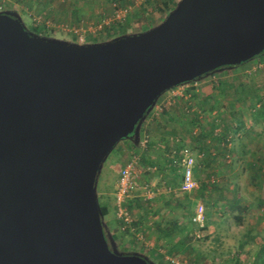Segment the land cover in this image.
<instances>
[{
  "label": "water",
  "instance_id": "obj_1",
  "mask_svg": "<svg viewBox=\"0 0 264 264\" xmlns=\"http://www.w3.org/2000/svg\"><path fill=\"white\" fill-rule=\"evenodd\" d=\"M264 52V0H180L159 25L49 41L0 14V264H151L110 248L96 183L166 91Z\"/></svg>",
  "mask_w": 264,
  "mask_h": 264
},
{
  "label": "rangeland",
  "instance_id": "obj_2",
  "mask_svg": "<svg viewBox=\"0 0 264 264\" xmlns=\"http://www.w3.org/2000/svg\"><path fill=\"white\" fill-rule=\"evenodd\" d=\"M32 1L0 0V14L16 15L22 7L31 18L35 17L36 24L31 25L28 17L18 16L32 35L61 44L93 45L138 34L159 25L180 0H171L167 6L164 0H42L51 6L53 4L61 13L56 18L47 16L42 23L39 13L36 14L35 9L38 8H34ZM75 30L83 32V43H79ZM261 57L263 60L251 59L238 67H231V72L235 70L230 79L232 87L225 91L232 95L230 97H223V92L215 90L219 86V75L210 76L204 83L189 82L174 88L169 91L173 96L169 101L167 96L159 97L156 107L146 114L145 123L140 125L138 140L134 144L127 141L133 147L119 142L107 155L98 175L96 196L100 203L114 208L115 238L106 236L113 252L124 255L152 252L150 255L153 257H148L152 264H258V261L264 264V125L260 123L264 119V55ZM207 96H214L213 103L205 101ZM252 118L255 123L248 121ZM192 119L201 121L205 130L213 120H218L219 126L214 133L217 137L223 134L220 137L222 146L229 150L224 158L216 150L211 151L216 159L210 170L198 165L202 155L195 153V137L200 132V125L192 124ZM142 133H145L143 137ZM179 147H188L195 160L193 175L196 169L194 178L198 188L190 199L195 194L203 196L201 202L209 218L207 229L196 235L198 228L190 222L191 212L187 209L186 199L164 190L166 184L173 185L179 176L177 162L169 165L171 152ZM132 159L136 162V178L126 206L133 224L139 215L147 216L148 209L151 213L156 210L157 218L161 216L162 220L172 215L180 217L181 229L191 234L171 238L174 233L169 232L170 240L180 238L184 243L179 254L171 256L164 252L167 247L162 248L160 239H165L157 236L164 233L160 231L161 227L158 226L157 234L146 235L142 240V235L140 239L136 231L126 230L125 224L117 217L114 199L117 180L124 164ZM258 159L262 161L261 165L259 160L255 167H251V160ZM205 173L211 176L207 178ZM205 180L208 185L203 183ZM201 182L207 185L203 187L205 189ZM145 184H153L155 191L158 190L151 205H138L145 193ZM212 185H217V190ZM234 202L242 210L232 208ZM166 227L164 225L162 229ZM173 258L176 261L171 260Z\"/></svg>",
  "mask_w": 264,
  "mask_h": 264
},
{
  "label": "crops",
  "instance_id": "obj_3",
  "mask_svg": "<svg viewBox=\"0 0 264 264\" xmlns=\"http://www.w3.org/2000/svg\"><path fill=\"white\" fill-rule=\"evenodd\" d=\"M3 1H8V0H3ZM31 3L33 4L34 8H38V10L37 9H35V10H36V14L39 13L38 16H39V18H41L40 23L44 22V20L47 19V16H51V17L56 18V17H59L61 15L60 11H57V9L54 8L53 4L51 6L50 4H48V2L46 3V2H44L42 0H33ZM35 3H36V5H35ZM16 4L19 5L20 2H17ZM19 9L21 10V12L16 13V16H20V18H21V16H26V17L29 18V20L31 22V25L32 24H36L35 17L31 18L30 15H29V13H28V11H26V9H23L22 10V7L19 8ZM46 22H45V24H46ZM104 24H107V23H104ZM42 25L43 24H41L40 26H42ZM262 55H264V52L262 53ZM261 56H256V58H253V59L263 60V58ZM250 61H252V60H250ZM230 69L231 68L219 70L217 72H214L213 74H208V75H205V76L201 77L198 80H194L193 82H203L204 83V81H206V79H209L210 76H213L214 77V76L219 75L217 77L219 79L218 84L220 86H221V84H227V83H229L230 85H232V83L230 82V79H232V75L235 72V70H233V72H231ZM228 85H227V87H228ZM169 91H171V90H168L165 93H163L160 96V98H162L163 96H167L166 99H167V101H169L170 98L173 97L171 94H169L170 93ZM153 107H156V106L154 105ZM145 120H146V118H144V120L141 122V124H144L145 123ZM248 121L249 122L252 121L253 123L256 122V120L254 118L249 119ZM260 123H264V119H261L260 120ZM141 135L143 137L145 135V133H142ZM127 141H129V143L135 142V140L124 139V140L120 141V143H122V145L127 146V147H133L132 145L129 146L130 144H127ZM151 141H153V138H152ZM124 143H126V144H124ZM175 151L176 150H173L171 152V160L169 161V165H171V164L172 165H175L176 162H177V165L179 164V160L177 159V153H175ZM175 156H176V158H175ZM259 160L260 159L254 160V161L251 160V164H250L251 167H255V165L259 162ZM261 162L262 161L260 160V165H261ZM179 167L180 166L178 165V168ZM179 170H180V172L178 174H180L182 176L183 168L180 167ZM262 170L264 171L263 168H262ZM174 185L175 184H173L171 186H168V184H166V186L164 187V190L167 193H169L168 188L169 187H174ZM169 194H176V193L170 192ZM176 195H181V194L178 193ZM199 201H201V200H199ZM151 202L152 203L154 202L153 199L148 198L147 195L144 193V194L141 195V199L138 201V205H142L143 203H145V205H151L152 204ZM186 204L188 205L187 201H186ZM126 205H127V202L125 203V206ZM105 207H107L108 211H107V215L105 216V218L102 221L103 222V227H104V232H105V235L106 236H108V237H110V238L113 239V238H115L114 233H113V229H114L113 223L115 222V218H114V214H115L114 213V208L108 206L107 204L105 205ZM126 208H127V206H126ZM150 211H151V209H148V213H147L148 215L147 216L145 214L139 215V217L137 218L136 222H134V224H133V218H132L131 224L129 226L125 225L126 228H127L126 230H128V231H136L137 232V237L141 239V235H142V240H143V237L146 236V235L153 236V235H155V233L157 234L158 233L157 232L158 231V226H159V227H161L160 228L161 229L160 231H162V230L164 231V233L163 232L162 233H158V235H157L158 237L159 236H162L165 239V241H163V239H160L161 240L162 248L165 249V247H167V250L164 251V252H169L171 256L173 254H179V252H181V249H183V247H184V243H183V241L180 238H178L177 240H170V238H169V232L171 234L174 233V235L172 237L170 236L171 238H173V237H181L182 238V237H186L187 235H190L191 234V233L189 234L187 232H184L181 229V227H182L181 226V224H182L181 223V221H182L181 218L178 217V216L172 215V216H168V218H166L165 220H162V217L161 216L157 218L158 215H156V212H155L156 210L153 211L152 213ZM190 214L191 215L189 217H190V222H191L192 216H193L192 210H191V213ZM133 225H136V228H134ZM164 225H166L167 227L165 229H162V228H164ZM203 231L204 230H198V231H195L194 234L196 235L197 232H203ZM165 233H166V235H168V237L165 236ZM134 236H135V234H134ZM162 243H165L167 245L165 246V244H162ZM181 245H183V246L181 247ZM151 253L152 252H149V254L148 253H144V254H147V256L144 255V254H142L141 256H143L144 258H146L149 261L150 260L149 258L153 257V256L150 255ZM166 258H168V257H166ZM171 260L176 261L175 258H173Z\"/></svg>",
  "mask_w": 264,
  "mask_h": 264
},
{
  "label": "built area",
  "instance_id": "obj_4",
  "mask_svg": "<svg viewBox=\"0 0 264 264\" xmlns=\"http://www.w3.org/2000/svg\"><path fill=\"white\" fill-rule=\"evenodd\" d=\"M74 33L76 35L78 34L79 43H83V32H81L80 30H75ZM177 159L179 160L178 165L183 168L182 176L180 178V181L176 185H174V187L168 188V191L169 193L174 192L176 194L179 193L184 195L185 197H189V195H191V193L198 188V183L193 175L195 160L187 147L184 149L182 148L178 152ZM135 164V159H132L124 164L121 173L118 177L114 193V199L116 201L117 206V217L127 226L131 224L132 218L129 215V211L126 208L125 203L126 199L129 196V191L132 188L133 181L136 178ZM143 189L147 197L150 199H152V197L158 190L156 189L155 191V187L153 184H145ZM190 200V206L193 213L191 223L194 224L198 228V230H203V228L206 226L205 207L203 203L198 199Z\"/></svg>",
  "mask_w": 264,
  "mask_h": 264
},
{
  "label": "trees",
  "instance_id": "obj_5",
  "mask_svg": "<svg viewBox=\"0 0 264 264\" xmlns=\"http://www.w3.org/2000/svg\"><path fill=\"white\" fill-rule=\"evenodd\" d=\"M164 1H167V2H164V5L165 6H167L170 2H171V0H164ZM177 5V4H176ZM114 7V10H117V8H116V6H113ZM173 9H170V11H169V13L172 11ZM40 27H42V26H40ZM26 30L28 31V29L26 28ZM29 32V31H28ZM30 33V32H29ZM132 35V34H131ZM121 37V36H120ZM234 67H238V66H234ZM233 67V68H234ZM227 68H231V66H227V67H223V68H219V69H217V70H215V71H213V72H211V73H209V74H213L214 72H217V71H219V70H222V69H227ZM200 79V78H199ZM198 80V79H197ZM193 82V81H192ZM186 84V83H185ZM229 83H227V84H221V86L219 85V86H217L218 88H215V90H220L221 92H223L224 93V96L223 95H221V96H223V97H230V96H232V95H227V92H225L227 89H229V88H231L232 87V85H228ZM182 85H184V84H182ZM227 85H228V87H227ZM181 86V85H180ZM175 88H177V87H175ZM172 89H174V88H172ZM172 89H170V90H172ZM213 99H214V96H207L206 98H205V101L206 102H211V103H213ZM193 120V122H191L192 124H194V125H196V124H198V125H200V132H199V134H197V136L195 137V145H196V147H195V150H196V152L195 153H201V155H202V160H201V162L198 164V165H200V166H202V167H204L206 170H210L211 169V167H212V162L214 161V159H216L215 157H214V155H212L211 154V151L212 150H216V152H219L221 155L220 156H222V158H224V157H227V154L229 153V150L228 149H226V148H224L223 146H222V144H223V142L220 140L221 138V136L223 135L222 133H221V136H219V137H217V134H215L214 133V131H215V129L219 126V124H218V120H213L212 121V123L211 124H209V129L208 130H205V128H204V126H202V124H200V122L201 121H197V119H192ZM222 122V121H221ZM236 123V122H235ZM263 125H264V123H263ZM228 127H229V125H228ZM240 134H238V136H239ZM208 142H210L211 144L210 145H208L207 143ZM183 149H184V147H182ZM182 148H180L179 147V149H177L176 151H175V153H177L178 154V152L182 149ZM188 148V147H187ZM189 149V148H188ZM189 151H190V149H189ZM192 154V153H191ZM175 158H176V156H175ZM178 166V165H177ZM180 168V167H179ZM182 168V167H181ZM194 168H195V166H194ZM195 174H194V176H196L197 175V171H196V169H195ZM210 173V172H209ZM209 173H205V176L207 177V178H209L210 176H211V174H209ZM177 175V174H176ZM179 176H177L176 177V180L174 181V184L176 185L179 181H180V174H178ZM197 181V180H196ZM206 182H203L204 184H207L208 183V181L207 180H205ZM202 182H201V187L203 188V187H207V185H203L202 184ZM213 186V188L215 189V190H217V185H212ZM203 189H205V188H203ZM196 190V189H195ZM194 190V191H195ZM193 191V192H194ZM192 194V193H191ZM182 195V194H181ZM184 198H186V201H187V203H188V205H187V209H188V211H190L191 212V207H190V202H191V200H190V195H189V197H185L184 195H182ZM193 199H199V200H202L203 199V196H201V195H193V196H191ZM98 207H99V210H100V216H101V218L103 219V217L105 218V216L107 215V211H108V209H107V207H105V205L106 204H102V203H100V201L98 200ZM204 205V204H203ZM205 207V206H204ZM232 208H235L237 211H240V210H242L241 208H240V206L238 205V204H236V202H234V204H233V206H232ZM190 209V210H189ZM191 215V214H190ZM205 215H206V226L203 228V230H205V229H207V226H208V221H209V218H208V215H207V211H205ZM262 247H264V245L262 246ZM258 254V253H257ZM257 258V257H256ZM258 260V259H257ZM258 264H259V261H258Z\"/></svg>",
  "mask_w": 264,
  "mask_h": 264
}]
</instances>
